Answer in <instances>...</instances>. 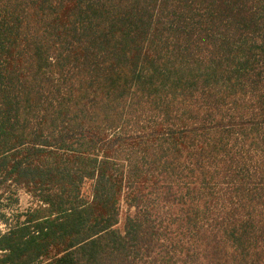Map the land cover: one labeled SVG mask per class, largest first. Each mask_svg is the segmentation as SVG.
<instances>
[{
	"label": "trees",
	"instance_id": "obj_1",
	"mask_svg": "<svg viewBox=\"0 0 264 264\" xmlns=\"http://www.w3.org/2000/svg\"><path fill=\"white\" fill-rule=\"evenodd\" d=\"M0 221V264H264V0H0Z\"/></svg>",
	"mask_w": 264,
	"mask_h": 264
},
{
	"label": "rangeland",
	"instance_id": "obj_2",
	"mask_svg": "<svg viewBox=\"0 0 264 264\" xmlns=\"http://www.w3.org/2000/svg\"><path fill=\"white\" fill-rule=\"evenodd\" d=\"M20 195H21V202H22L23 204L28 203V199H29V197H28L25 193H22V192H20ZM1 222H2V221H1Z\"/></svg>",
	"mask_w": 264,
	"mask_h": 264
},
{
	"label": "built area",
	"instance_id": "obj_3",
	"mask_svg": "<svg viewBox=\"0 0 264 264\" xmlns=\"http://www.w3.org/2000/svg\"><path fill=\"white\" fill-rule=\"evenodd\" d=\"M4 231H6V225H5V223L0 221V233L1 232L3 233Z\"/></svg>",
	"mask_w": 264,
	"mask_h": 264
}]
</instances>
